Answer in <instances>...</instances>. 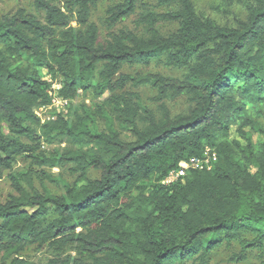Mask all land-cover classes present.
Returning a JSON list of instances; mask_svg holds the SVG:
<instances>
[{"label":"trees","instance_id":"trees-1","mask_svg":"<svg viewBox=\"0 0 264 264\" xmlns=\"http://www.w3.org/2000/svg\"><path fill=\"white\" fill-rule=\"evenodd\" d=\"M31 1L43 22L24 10L0 17V121L8 130L0 129V179L24 157L39 169L68 167L75 181L60 182L64 193L56 196L34 188L30 177L23 188L8 175L15 194L0 201V264H206L241 231L253 238L240 243L232 263L262 251L264 129L251 115L264 108V0L243 3L246 18L233 28L199 16L192 0H154L164 12L140 15L135 24L143 36L114 31L141 1L122 0L105 13L102 43L90 20L98 0ZM162 24L173 31L163 35ZM162 59L183 78L120 74L124 66ZM46 76L62 84L69 109L80 93L108 94L104 107L114 118L99 109L105 130L85 108L41 125L33 110L49 104ZM128 84L156 91L159 117L132 103L123 93ZM169 97H185V114L171 116ZM233 126L245 145L231 140ZM245 128L261 143L251 146ZM58 137L71 148L45 154L44 144ZM206 147L217 154L209 171L160 183ZM90 170L98 179L88 178ZM30 248L52 257L28 261L22 255Z\"/></svg>","mask_w":264,"mask_h":264},{"label":"rangeland","instance_id":"rangeland-1","mask_svg":"<svg viewBox=\"0 0 264 264\" xmlns=\"http://www.w3.org/2000/svg\"><path fill=\"white\" fill-rule=\"evenodd\" d=\"M122 0H98L96 8L92 10L91 22L94 23L99 31V41L102 43L106 39L107 29L105 28V13L109 7L119 4ZM251 0H192L193 6L196 13L202 18L212 20L220 27L233 28L236 27L239 22L245 20L247 11L243 3H250ZM54 3V2H53ZM156 3L154 0H141L137 7L136 13L133 16L128 17L126 20L120 22L114 31H128L132 32L137 36H143L144 29L136 26V21L144 11H153L157 13L164 12L155 8ZM17 10H24L26 13L35 16L39 21L43 22L44 14L40 11H36L33 2L31 0H0V17L14 14ZM158 30L163 34H167L173 31L174 26L171 25H159ZM0 52L2 48L0 47ZM121 75L125 76H144L146 74H159L164 77L170 78H183L185 72L182 70L173 69L165 66L164 60L153 62L148 67L141 65L135 66H124L120 71ZM50 77V76H48ZM55 81H58L57 79ZM131 97V101L134 104L137 102L155 113L157 117L160 116L158 110V103L155 101L156 91L149 86L133 87L128 84L123 91ZM136 97V98H135ZM108 98V94L103 95L100 98H96L91 91L86 93H80L78 97L72 102L68 113L66 114L67 119L72 117V113L80 111L82 108L88 109L94 113L96 123L100 131H104L106 127V120L99 115V109L103 108L106 114L112 118L111 110L108 107H104V100ZM164 105L170 111L171 116H177L185 114L188 109L185 97L178 98H167L164 101ZM259 114L256 115L254 112L251 117L264 129V108L258 105ZM114 120V119H113ZM114 128L120 133V136L125 141H130L131 137L120 130L117 122L114 121ZM0 129L5 134H8L7 125L0 121ZM243 133L248 137L251 146H256L261 143L262 137L254 133L253 130L245 128ZM230 138L232 141H237L241 145H245L246 138L238 133L237 127L233 126L230 132ZM42 149L45 154H50L53 151H59L60 153L69 150V147L64 139L61 137L56 138L52 145L44 144ZM78 149V148H74ZM9 174L16 176L23 188H27V184L24 181L25 177H30L31 183L34 188L38 190L47 189L51 194L61 196L64 190L60 182L73 184L75 177L71 175V170L68 167L65 168H37L31 165L30 159L20 157L13 166L11 172H5L2 179H0V201L4 202L7 200L9 195H14V191L9 180ZM48 175L53 181L43 177ZM98 173L92 170L88 173L90 180L98 179ZM253 235L249 231L239 232L237 238L230 244L223 243L220 247L213 250L208 256L206 264H236L230 261L231 257L239 252L240 243L244 240H251ZM23 258L35 263L46 262L52 257V253L47 251H38L35 248L27 249L23 253ZM264 261V249L262 251H252L247 255L245 261L239 264H260ZM188 264H193L189 262Z\"/></svg>","mask_w":264,"mask_h":264},{"label":"built area","instance_id":"built-area-1","mask_svg":"<svg viewBox=\"0 0 264 264\" xmlns=\"http://www.w3.org/2000/svg\"><path fill=\"white\" fill-rule=\"evenodd\" d=\"M46 80L50 84L48 92L49 104L33 110L35 117L39 120L41 125L54 121L59 115L61 117H66L70 105L68 99H63L59 95L62 84L48 76H46ZM216 160V152L213 149L206 147L203 151L202 157L191 158L180 163L178 168L171 170L160 183L163 186H172L183 183L188 171H209Z\"/></svg>","mask_w":264,"mask_h":264}]
</instances>
